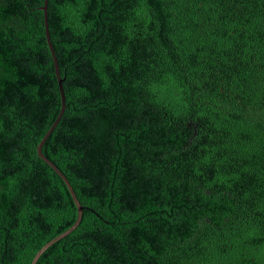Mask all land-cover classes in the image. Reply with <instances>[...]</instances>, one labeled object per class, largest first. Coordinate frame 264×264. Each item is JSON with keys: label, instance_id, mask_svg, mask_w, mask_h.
<instances>
[{"label": "trees", "instance_id": "16d2710c", "mask_svg": "<svg viewBox=\"0 0 264 264\" xmlns=\"http://www.w3.org/2000/svg\"><path fill=\"white\" fill-rule=\"evenodd\" d=\"M264 264V0H0V264Z\"/></svg>", "mask_w": 264, "mask_h": 264}, {"label": "water", "instance_id": "95a60500", "mask_svg": "<svg viewBox=\"0 0 264 264\" xmlns=\"http://www.w3.org/2000/svg\"><path fill=\"white\" fill-rule=\"evenodd\" d=\"M42 10L44 12V25H45V29H46V36H47V43H48V47H49V50L52 54V59H53V62H54V69H55V74H56V77H57V82H58V87H59V91H60V97H61V110H60V114H59V117H57V119L54 121L53 125L51 126V128L48 130L47 134L43 137V139L40 141V143L38 144L37 148H36V152H37V155L38 157L43 161L45 162L49 167H51V169L54 170V172H56L60 178L63 180V182L65 183L68 191H69V194L77 208V220L76 222L74 223V225L69 228L66 232L62 233L61 235L57 236L56 238H54L53 240H51L50 242H48L47 244H45L37 253L36 255L34 256V258L32 259L31 261V264H36V262L38 261V259L40 258V256L51 246L53 245L54 243L58 242L59 240L61 239H64L65 237H67L70 233H72L75 228L79 225L80 223V220H81V217H82V211L84 210V207H82L80 205V203L78 202L77 198H76V195L72 189V187L70 186L69 182L66 180V178L63 176V174L55 167V165L50 162L41 152V149H42V146L43 144L45 143L46 139L48 138V136L52 133V131L55 129V127L57 126L59 120H60V117L61 115L63 114V111L65 109V99H64V93H63V88H62V83H63V80L61 79L60 77V74H59V70H58V65H57V59L55 58V55H54V51H53V47L50 43V40H49V35H48V32H47V1H45L44 3V6L42 7Z\"/></svg>", "mask_w": 264, "mask_h": 264}]
</instances>
